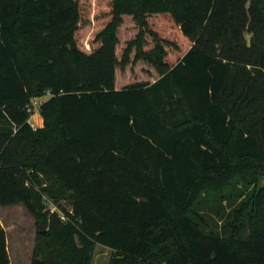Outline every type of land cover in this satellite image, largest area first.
Listing matches in <instances>:
<instances>
[{
	"label": "trees",
	"instance_id": "1",
	"mask_svg": "<svg viewBox=\"0 0 264 264\" xmlns=\"http://www.w3.org/2000/svg\"><path fill=\"white\" fill-rule=\"evenodd\" d=\"M99 2L80 41L81 0H0V207L47 227L31 264H264V0Z\"/></svg>",
	"mask_w": 264,
	"mask_h": 264
},
{
	"label": "rangeland",
	"instance_id": "2",
	"mask_svg": "<svg viewBox=\"0 0 264 264\" xmlns=\"http://www.w3.org/2000/svg\"><path fill=\"white\" fill-rule=\"evenodd\" d=\"M81 6L83 9V19L78 32V37L80 41H91L95 33L102 25L104 10L101 9L99 0H81ZM125 34V29L120 32L121 39L124 38ZM147 67L148 66L142 69V73H139L138 69L135 70V72L131 75L132 80L133 78H135V80H145V75L147 74L148 69ZM135 74H137L136 77ZM119 78L127 77L124 74H119ZM49 98L50 95H47L41 98V100L34 102L33 111L35 115H37V113L40 114V105L43 102L48 101ZM34 121L35 120H33L32 123H34ZM262 187H264V179H262L257 185V189ZM47 203L48 209L51 211H59V206L57 204H54L49 199H47ZM61 205L66 209L71 210L72 206L68 200L61 201ZM225 207V211L221 212L222 217H219L217 214V212H220L221 206L219 204L217 206V202L215 200L210 198V201H208L204 207V213L209 215L207 219L210 223V227L219 232H222L223 222L228 220L230 217L231 208L227 205ZM0 220L3 222L8 232L13 264H31L37 233L40 231L41 224H38L36 219L26 210L24 206L0 207ZM43 227L47 231L45 224H43ZM111 255L112 251L110 249L97 245L93 255L92 264H108L110 262Z\"/></svg>",
	"mask_w": 264,
	"mask_h": 264
},
{
	"label": "crops",
	"instance_id": "3",
	"mask_svg": "<svg viewBox=\"0 0 264 264\" xmlns=\"http://www.w3.org/2000/svg\"><path fill=\"white\" fill-rule=\"evenodd\" d=\"M34 121V124L36 125L37 128H40L43 126V119L42 117L40 116V114L37 113V115H34V118H33ZM15 206H22V205H15ZM7 207H11V206H7ZM0 223L2 224V226L5 228L6 230V233H7V248H8V252H9V256H10V260H11V264H13V257L11 255V249H10V241H9V237H8V232H7V229L6 227L4 226L3 222L0 220Z\"/></svg>",
	"mask_w": 264,
	"mask_h": 264
},
{
	"label": "built area",
	"instance_id": "4",
	"mask_svg": "<svg viewBox=\"0 0 264 264\" xmlns=\"http://www.w3.org/2000/svg\"><path fill=\"white\" fill-rule=\"evenodd\" d=\"M39 100H41V99H37V100H35L34 102H37V101H39ZM35 104H36V103H35ZM28 112L32 113V116H31L30 122H31L32 127H33L34 129H36L37 127L34 125V123H32V122H33V116L35 115L34 112H33V110H32V108L29 107V108H28Z\"/></svg>",
	"mask_w": 264,
	"mask_h": 264
},
{
	"label": "water",
	"instance_id": "5",
	"mask_svg": "<svg viewBox=\"0 0 264 264\" xmlns=\"http://www.w3.org/2000/svg\"><path fill=\"white\" fill-rule=\"evenodd\" d=\"M46 230L44 229V227H43V224L41 223V225H40V232L41 233H44Z\"/></svg>",
	"mask_w": 264,
	"mask_h": 264
}]
</instances>
